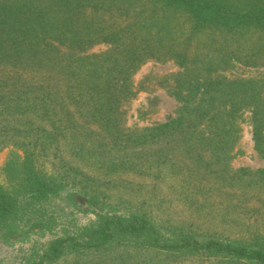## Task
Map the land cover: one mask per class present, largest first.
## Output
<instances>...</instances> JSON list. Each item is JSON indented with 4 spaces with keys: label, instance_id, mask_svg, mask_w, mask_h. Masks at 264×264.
<instances>
[{
    "label": "trees",
    "instance_id": "16d2710c",
    "mask_svg": "<svg viewBox=\"0 0 264 264\" xmlns=\"http://www.w3.org/2000/svg\"><path fill=\"white\" fill-rule=\"evenodd\" d=\"M97 43L109 50L86 53ZM149 58L184 70L173 91L181 104L173 118L127 131L122 99L130 74ZM233 64L264 67V0H0V148L15 150L1 168L0 243L18 225L52 231L58 220L46 202L63 191L74 205L80 192L96 216L75 234L33 246L15 264H51L67 252L119 246L264 264L263 237H198L142 211H101L98 193L87 187L94 179L62 156L108 172L136 170L143 159L160 175L172 155L153 145L180 136L196 164H206L199 152L206 150L219 165L230 158L237 119L247 109L254 149L264 158V81L219 73ZM120 150L128 155H114ZM246 175L264 184V168Z\"/></svg>",
    "mask_w": 264,
    "mask_h": 264
},
{
    "label": "rangeland",
    "instance_id": "374dc122",
    "mask_svg": "<svg viewBox=\"0 0 264 264\" xmlns=\"http://www.w3.org/2000/svg\"><path fill=\"white\" fill-rule=\"evenodd\" d=\"M108 50L109 45L106 43H97L86 53L102 54ZM219 73L228 79L264 81V67L260 66L233 64ZM183 74L184 70L172 60L159 61L149 58L142 62L130 74V90L122 99V128L127 131L137 130L173 118L176 108L181 104V100L173 91L176 83H180L185 77ZM237 125L238 138L230 149V158L224 159L219 165L215 162L214 155L206 150L199 151L206 166L196 164L192 159L196 153L184 152L186 143L180 136L162 141L157 146L153 145V149L160 147L162 152L172 155V163L162 165L160 175H155L156 169L150 172L148 162L143 159L142 164L141 160H138L139 168L136 170L118 168L108 172L82 164L68 152H63L62 156L82 174L94 179L89 181L90 186L87 187L98 193L103 212L127 215L137 210L147 213L162 227H176L198 237L216 236L255 241L257 237L264 238V184H254L246 173L264 168V158L254 149L249 110H242ZM91 127L97 131V127ZM197 148L193 147L195 152ZM127 149L129 153L133 151L129 147ZM12 151L15 150L10 146L0 148V182L5 181L1 168ZM120 154H123L121 150L114 153ZM126 155L128 154H123ZM241 168L246 169V172H240ZM77 179L79 181L81 177ZM64 192L67 191L46 202V206L54 210L58 225L52 231L41 226L32 228L18 225L10 238L0 243L2 264L24 261V255H28L33 246L37 248L57 235L75 234L77 228L96 219L95 214L88 210L84 199H78L79 195H82L79 191L77 199L74 198L75 205ZM51 264L220 262L204 256L170 255L132 246H119L96 252H67L60 260Z\"/></svg>",
    "mask_w": 264,
    "mask_h": 264
}]
</instances>
